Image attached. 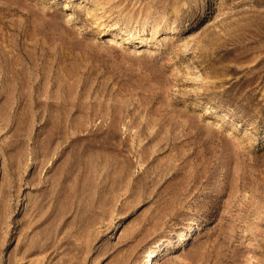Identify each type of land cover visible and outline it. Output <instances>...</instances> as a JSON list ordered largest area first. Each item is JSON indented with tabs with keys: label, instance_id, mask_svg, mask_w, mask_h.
<instances>
[{
	"label": "rangeland",
	"instance_id": "1",
	"mask_svg": "<svg viewBox=\"0 0 264 264\" xmlns=\"http://www.w3.org/2000/svg\"><path fill=\"white\" fill-rule=\"evenodd\" d=\"M0 264H264V0H0Z\"/></svg>",
	"mask_w": 264,
	"mask_h": 264
},
{
	"label": "bare ground",
	"instance_id": "2",
	"mask_svg": "<svg viewBox=\"0 0 264 264\" xmlns=\"http://www.w3.org/2000/svg\"><path fill=\"white\" fill-rule=\"evenodd\" d=\"M104 42H105V43H108V44H113V43H115V42H114V38L109 37V36H107V37L105 38ZM120 44H121V43H120ZM192 230H193V228H192V227H189V231H188V233L185 234V236H186V237H189V232H191ZM152 255H153V256L151 257L152 260L150 261L151 263L153 262V258H154L156 255H158V252L155 250V251L152 252Z\"/></svg>",
	"mask_w": 264,
	"mask_h": 264
}]
</instances>
